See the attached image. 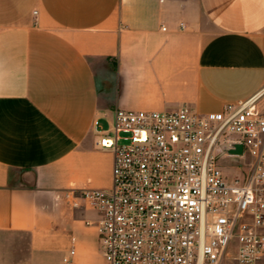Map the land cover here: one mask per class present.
<instances>
[{"label": "crops", "instance_id": "obj_1", "mask_svg": "<svg viewBox=\"0 0 264 264\" xmlns=\"http://www.w3.org/2000/svg\"><path fill=\"white\" fill-rule=\"evenodd\" d=\"M263 89L264 0H0V233L29 235L0 264H63L71 235L74 264H105L97 212L65 192L111 186L116 109Z\"/></svg>", "mask_w": 264, "mask_h": 264}, {"label": "built area", "instance_id": "obj_2", "mask_svg": "<svg viewBox=\"0 0 264 264\" xmlns=\"http://www.w3.org/2000/svg\"><path fill=\"white\" fill-rule=\"evenodd\" d=\"M37 13V11H35ZM260 93L201 112L118 108L99 145L112 184L69 189L97 212L105 264H264V107ZM100 121L95 125L99 126ZM237 144L242 154L231 153ZM224 157L247 160L230 176ZM76 237L63 264H74Z\"/></svg>", "mask_w": 264, "mask_h": 264}, {"label": "rangeland", "instance_id": "obj_3", "mask_svg": "<svg viewBox=\"0 0 264 264\" xmlns=\"http://www.w3.org/2000/svg\"><path fill=\"white\" fill-rule=\"evenodd\" d=\"M261 105L264 107V89L262 91L261 97ZM223 168L226 173L230 176L234 175L235 173H240L242 170H247V160L246 159H239V158H230L224 157L221 160ZM94 213V212H93ZM29 241V235L27 233H8L2 232L0 233V245L5 248H10L8 254L6 256L11 260L15 258V252L17 251L19 246L27 247ZM18 255V254H17ZM10 256V257H9ZM100 259V256H98Z\"/></svg>", "mask_w": 264, "mask_h": 264}, {"label": "water", "instance_id": "obj_4", "mask_svg": "<svg viewBox=\"0 0 264 264\" xmlns=\"http://www.w3.org/2000/svg\"><path fill=\"white\" fill-rule=\"evenodd\" d=\"M230 152H231V153H235V154H242V152H243V147H242L241 144H237V145L235 146V149H231Z\"/></svg>", "mask_w": 264, "mask_h": 264}, {"label": "bare ground", "instance_id": "obj_5", "mask_svg": "<svg viewBox=\"0 0 264 264\" xmlns=\"http://www.w3.org/2000/svg\"><path fill=\"white\" fill-rule=\"evenodd\" d=\"M259 93H260V95H261V94H262V91H260Z\"/></svg>", "mask_w": 264, "mask_h": 264}]
</instances>
